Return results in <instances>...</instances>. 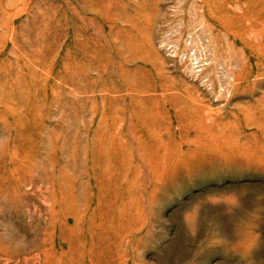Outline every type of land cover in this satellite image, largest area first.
Masks as SVG:
<instances>
[{
	"label": "rangeland",
	"instance_id": "obj_1",
	"mask_svg": "<svg viewBox=\"0 0 264 264\" xmlns=\"http://www.w3.org/2000/svg\"><path fill=\"white\" fill-rule=\"evenodd\" d=\"M0 264H264V0H0Z\"/></svg>",
	"mask_w": 264,
	"mask_h": 264
},
{
	"label": "bare ground",
	"instance_id": "obj_2",
	"mask_svg": "<svg viewBox=\"0 0 264 264\" xmlns=\"http://www.w3.org/2000/svg\"><path fill=\"white\" fill-rule=\"evenodd\" d=\"M263 29V28H262Z\"/></svg>",
	"mask_w": 264,
	"mask_h": 264
}]
</instances>
